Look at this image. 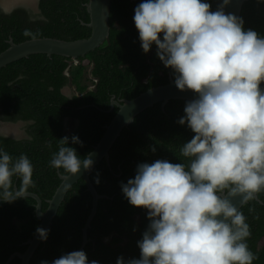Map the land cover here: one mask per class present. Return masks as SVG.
<instances>
[{
    "label": "trees",
    "instance_id": "obj_1",
    "mask_svg": "<svg viewBox=\"0 0 264 264\" xmlns=\"http://www.w3.org/2000/svg\"><path fill=\"white\" fill-rule=\"evenodd\" d=\"M88 1L39 0L38 14L23 8L7 14L0 11V53L10 46V40L18 44L33 39L23 35L25 29L35 34V39L88 38L91 34L86 26L90 21ZM141 2L112 0L108 39L78 58L76 66H69L71 58L35 54L0 69V124H25L26 136L15 139L0 133V148L14 159L21 154L30 159L35 187L29 193L40 198L43 212L61 183L60 175H68L63 169L50 167L59 140L69 137L66 146L75 148L81 159L86 158L118 111L114 107L109 112L112 99L131 100L150 88L166 85L169 77L174 80L171 69L157 58L154 44L148 53L141 49L133 21L134 9ZM240 17L245 29H253L264 37V0H247ZM85 62L91 65L88 78L84 77ZM84 80L90 81L94 89L85 85ZM69 81L75 87V94L70 97L62 92ZM186 102L170 100L164 106L157 103L142 111L115 140L109 162L103 159L94 167L90 181L97 193L106 197L97 202L87 229L88 242L82 247L92 196L81 178L68 190L47 229V239L39 244L29 264L42 261L52 264L61 255L80 250L86 253L89 262L96 260L98 264H116L118 257L125 261L139 258L137 242L149 224L147 210L131 206L121 184L134 178L140 163L157 159L188 163L181 148L194 134L186 123H177L184 115ZM68 120L76 123L70 131ZM72 136H77L82 144H73ZM14 183L18 187L20 181L14 178ZM35 206L31 197L12 203L0 201V264H21L18 257L7 262L14 253H24L25 242L36 232L40 220ZM240 211L251 230L247 243L255 255L252 264H264V192L257 200L242 205Z\"/></svg>",
    "mask_w": 264,
    "mask_h": 264
},
{
    "label": "clouds",
    "instance_id": "obj_2",
    "mask_svg": "<svg viewBox=\"0 0 264 264\" xmlns=\"http://www.w3.org/2000/svg\"><path fill=\"white\" fill-rule=\"evenodd\" d=\"M228 3L223 0L211 11L206 0H142L134 9L143 52L154 44L176 88L195 94L177 121L194 135L181 148L187 164L140 163L134 178L121 184L128 203L147 210L149 224L137 242L139 258L118 257L116 264H252L255 259L247 243L250 226L232 198L246 203L264 192V37L245 29L242 17L226 13ZM23 35L35 39L30 30ZM71 141L82 144L77 136ZM59 142L50 167L71 175L91 167L90 158L81 159L66 146L69 137ZM32 177L26 154L14 159L0 148V201L26 198L35 187ZM36 231L47 239L48 230ZM52 264L98 262H89L80 250Z\"/></svg>",
    "mask_w": 264,
    "mask_h": 264
},
{
    "label": "water",
    "instance_id": "obj_3",
    "mask_svg": "<svg viewBox=\"0 0 264 264\" xmlns=\"http://www.w3.org/2000/svg\"><path fill=\"white\" fill-rule=\"evenodd\" d=\"M137 1V0H131ZM247 0H229V3L224 7L226 13H234L240 17L243 4ZM112 0H89L86 4V10L89 14L90 21L86 26L91 29V34L86 39L74 41H64L55 38H36L15 44L12 40L9 41V47L0 53V69L23 58H27L35 54H46L47 56L57 55L71 59L85 57L88 53L94 51L101 46L109 37V17ZM223 0H211V11H215ZM264 89V82L260 85ZM195 99V94L190 90L180 91L176 88L174 80L169 77V82L166 85L157 86L148 89L131 100L114 99L110 102L109 112L117 107L118 111L105 127V132L99 142L93 147L92 151L86 156L92 160V165L89 169L81 170L76 175H60L61 183L56 189L52 198L47 201V209L43 212L41 209L40 198L29 193L27 197H31L36 201L35 212L36 217L40 220L38 228L48 229L55 217L57 210L64 200L68 190L79 180L83 179L87 191L92 196V209L84 228L82 235V247L88 242L87 229L90 227V222L96 213L97 202L104 195H99L90 181V174L95 166L103 159L109 162V151L115 140L119 137L122 130L129 126L134 118L147 108L154 104L161 103L164 106L170 100H187ZM257 200V198L255 199ZM232 203L240 210L242 205L240 198H232ZM37 231L32 238L25 242L26 250L24 253H14L11 255L7 263L15 257L21 260V264H29V261L35 250L41 242H43Z\"/></svg>",
    "mask_w": 264,
    "mask_h": 264
},
{
    "label": "rangeland",
    "instance_id": "obj_4",
    "mask_svg": "<svg viewBox=\"0 0 264 264\" xmlns=\"http://www.w3.org/2000/svg\"><path fill=\"white\" fill-rule=\"evenodd\" d=\"M38 1L39 0H0V8L6 12L10 13L14 9L17 8H24L27 10H33L36 13L38 12ZM73 64V63H72ZM73 66V65H72ZM85 70H84V77H89V72L91 70V65L87 62L84 63ZM84 84L87 86H91L92 83L88 80H84ZM63 93L66 96H71V94H75L74 87L66 86L63 90ZM73 128L71 123L68 124V131ZM0 133L3 135L13 137L16 139H21L25 137V129L22 123H12V122H3L0 124Z\"/></svg>",
    "mask_w": 264,
    "mask_h": 264
},
{
    "label": "flooded vegetation",
    "instance_id": "obj_5",
    "mask_svg": "<svg viewBox=\"0 0 264 264\" xmlns=\"http://www.w3.org/2000/svg\"><path fill=\"white\" fill-rule=\"evenodd\" d=\"M39 2V1H38ZM24 9V8H23ZM25 10H27V9H25ZM0 11L2 12V13H6V12H4L1 8H0ZM27 11H31V12H33V14H38V12L36 13L35 11H33V10H27ZM12 12V11H11ZM7 14V13H6ZM78 59H71V61L69 62V66L71 67L72 65H77V63H78V61H77ZM73 63V64H72ZM66 72V74L68 73L67 71H65ZM94 84V83H93ZM68 87H74V86H72V83L69 81V84H68ZM94 87V85H91L89 88L90 89H94L93 88ZM64 89V88H63ZM74 91H75V87H74ZM63 92V91H62ZM64 94V93H63ZM71 96H72V94H71ZM70 97V96H69ZM67 123H71V124H76L75 122H72L71 120H68L67 121ZM24 126H25V124H23ZM74 126V125H73ZM26 137V136H25ZM13 138V137H12ZM16 139V138H15Z\"/></svg>",
    "mask_w": 264,
    "mask_h": 264
}]
</instances>
